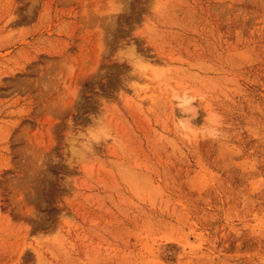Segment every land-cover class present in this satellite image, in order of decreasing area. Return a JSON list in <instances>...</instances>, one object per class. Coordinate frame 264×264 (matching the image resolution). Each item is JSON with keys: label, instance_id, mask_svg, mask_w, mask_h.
Masks as SVG:
<instances>
[{"label": "rangeland", "instance_id": "obj_1", "mask_svg": "<svg viewBox=\"0 0 264 264\" xmlns=\"http://www.w3.org/2000/svg\"><path fill=\"white\" fill-rule=\"evenodd\" d=\"M0 264H264V0H0Z\"/></svg>", "mask_w": 264, "mask_h": 264}, {"label": "bare ground", "instance_id": "obj_2", "mask_svg": "<svg viewBox=\"0 0 264 264\" xmlns=\"http://www.w3.org/2000/svg\"><path fill=\"white\" fill-rule=\"evenodd\" d=\"M190 104V100H188V99H185V98H183V100H182V107H188V105ZM183 109V108H182ZM75 143H78V141H76ZM87 143V142H86ZM79 144V143H78ZM76 145V144H75ZM81 145V144H80ZM81 146H79V148H80ZM83 147H84V144H82V150H83ZM80 148V149H81ZM86 148L87 147H85V150H86ZM82 150H81V152H82ZM84 151V150H83Z\"/></svg>", "mask_w": 264, "mask_h": 264}, {"label": "clouds", "instance_id": "obj_3", "mask_svg": "<svg viewBox=\"0 0 264 264\" xmlns=\"http://www.w3.org/2000/svg\"><path fill=\"white\" fill-rule=\"evenodd\" d=\"M213 135H215V133H213Z\"/></svg>", "mask_w": 264, "mask_h": 264}]
</instances>
